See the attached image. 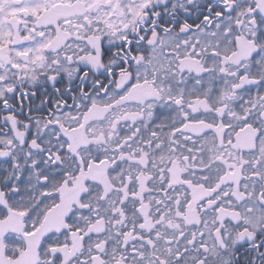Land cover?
Instances as JSON below:
<instances>
[{"label":"snow or ice","instance_id":"1","mask_svg":"<svg viewBox=\"0 0 264 264\" xmlns=\"http://www.w3.org/2000/svg\"><path fill=\"white\" fill-rule=\"evenodd\" d=\"M0 264H264V0H0Z\"/></svg>","mask_w":264,"mask_h":264}]
</instances>
